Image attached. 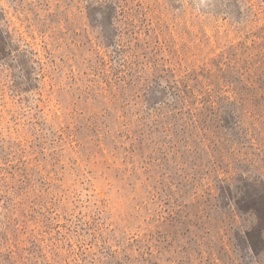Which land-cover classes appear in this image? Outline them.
<instances>
[{
	"label": "rangeland",
	"instance_id": "374dc122",
	"mask_svg": "<svg viewBox=\"0 0 264 264\" xmlns=\"http://www.w3.org/2000/svg\"><path fill=\"white\" fill-rule=\"evenodd\" d=\"M249 182L264 0H0V264H264Z\"/></svg>",
	"mask_w": 264,
	"mask_h": 264
},
{
	"label": "trees",
	"instance_id": "16d2710c",
	"mask_svg": "<svg viewBox=\"0 0 264 264\" xmlns=\"http://www.w3.org/2000/svg\"><path fill=\"white\" fill-rule=\"evenodd\" d=\"M263 182H249L239 199L236 201L237 206L242 211H254L258 225L254 232L248 233L247 241L256 251H260L263 245L264 232V187ZM256 233V234H254Z\"/></svg>",
	"mask_w": 264,
	"mask_h": 264
}]
</instances>
